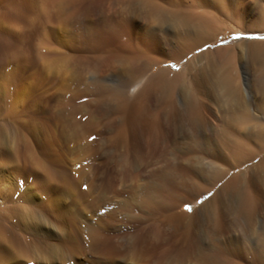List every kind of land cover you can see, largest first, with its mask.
Returning a JSON list of instances; mask_svg holds the SVG:
<instances>
[{
  "label": "bare ground",
  "instance_id": "obj_1",
  "mask_svg": "<svg viewBox=\"0 0 264 264\" xmlns=\"http://www.w3.org/2000/svg\"><path fill=\"white\" fill-rule=\"evenodd\" d=\"M119 1L128 6L126 16H111L104 0L96 2L99 10L93 14H79L82 41L95 55L78 60V75L59 85L54 107L45 112L28 98L0 104V264H33L29 249L47 252L54 237L62 255L66 223L77 219L68 214V171L59 147L67 139L66 111L80 114L85 107L91 110L83 121L72 123L70 139L86 150L88 138L97 132L104 156L115 163L107 187L119 194L118 172L131 182L123 206L128 232L118 236L125 238L123 245L104 226L86 223L83 229L88 250L100 262L113 264L120 254L129 264H264V77L251 85L256 101L245 99L237 76L219 73L201 76L178 103L165 92L173 83L170 70L149 75L130 62L149 59L153 67L165 61L154 54L164 49L181 61L216 38L214 18L210 13L184 17L185 29L170 41L134 47L127 38L131 12L177 14L184 0ZM30 33L18 31V44L0 38V64L18 63L12 82L2 89L0 84L4 98L16 93L15 75L35 62L26 41ZM46 37L45 32L42 45ZM107 37L119 41L105 46ZM126 49L129 56L120 54ZM105 69L121 72L114 85ZM89 72L97 77H87ZM251 104L262 117L251 113ZM215 186L204 203L207 211L185 207Z\"/></svg>",
  "mask_w": 264,
  "mask_h": 264
},
{
  "label": "rangeland",
  "instance_id": "obj_2",
  "mask_svg": "<svg viewBox=\"0 0 264 264\" xmlns=\"http://www.w3.org/2000/svg\"><path fill=\"white\" fill-rule=\"evenodd\" d=\"M98 1L48 0L44 3L42 0H0V38L5 37L6 41L18 44L21 41L17 32L22 33L29 29L31 33L27 34L26 41L29 38L35 58L30 69L15 75L18 82L13 89L16 93L8 99L1 94L0 104L4 101L14 103V100L21 104L28 98L33 105L45 112L48 107H54L59 97V85L71 83L78 75L80 70L78 60L82 57H91V54L95 55L82 41L79 14L84 10L91 11V14L99 10L96 7ZM104 2L106 7L110 8L111 16L117 12L126 16V12H129L125 2L119 0H104ZM177 5V14L156 12L147 14L143 10L131 12V18L129 17L127 23L129 28L127 38L132 46H146L145 48L148 49L153 40L170 41L175 34L179 33V30L181 32L185 29L181 23L184 17L190 18L203 13H210L214 18L217 28L216 38L183 57L181 61H177L174 55L165 53L164 49L162 53L161 51L153 52L165 60L153 67L152 60L149 59L135 60L130 62V65L139 68V72L149 75L170 70L169 75L173 78V83L170 85L171 88L165 89V92L172 93L178 103H182L184 93L197 85L201 76L219 73L237 76L244 88L245 99L256 101L258 94L251 89V85L253 86L264 77V39L259 38L264 37V0H220L217 5L214 0H184ZM45 32L47 42L45 40L46 44L42 45V36ZM104 39L105 46L110 47H113L118 40L114 37ZM40 51H42L41 54H39ZM128 51L122 50L120 54L129 56L130 51ZM205 51L208 54L197 58ZM14 64L18 63L5 60L3 64H0L1 89L12 82L14 71H16L13 69ZM116 70L105 69L106 79L112 85L121 74V72L118 74ZM87 77L93 78L97 75L89 72ZM158 91L155 89L154 97L157 96ZM90 110L89 107H85L80 114L71 113V110L66 111L67 139L59 147L68 171L66 178L68 214L70 218L77 219V222L66 223L68 237L62 255L58 250V241L55 237L49 240L53 247L47 252L29 249L31 258L33 257L32 261H36L33 264L38 262V264H107L108 262L105 261L100 262L98 255L88 250L87 238L83 234L86 223L104 226L107 232L115 231L113 232L116 236L115 240L122 245L125 242V238H118V236L128 232L123 206L124 195L131 182L118 172L115 187L119 194L107 187V179L115 163L111 156H104L105 153L101 148L105 146L104 140L99 138L97 132L88 138L86 150L81 149V142L70 139L75 130L72 123L83 121ZM251 113L259 118L262 117L261 110L259 111L254 104H251ZM261 156H264V153ZM137 161L145 164L143 159ZM148 166L151 168L150 165ZM156 167L160 168V164ZM177 174L180 179L179 173ZM72 175H75L77 179H72ZM218 186L201 195L198 201L188 205V208L201 207L202 212L207 211L208 208L204 207V203L214 194ZM188 188L189 186L187 192L191 193V189ZM81 190L84 195H79ZM112 263L129 264V260L125 258V255L118 254Z\"/></svg>",
  "mask_w": 264,
  "mask_h": 264
},
{
  "label": "snow or ice",
  "instance_id": "obj_3",
  "mask_svg": "<svg viewBox=\"0 0 264 264\" xmlns=\"http://www.w3.org/2000/svg\"><path fill=\"white\" fill-rule=\"evenodd\" d=\"M259 38H261V39H264V37H259ZM186 208H188V206L186 205L185 206ZM188 210L190 211L191 209L190 208H188Z\"/></svg>",
  "mask_w": 264,
  "mask_h": 264
}]
</instances>
